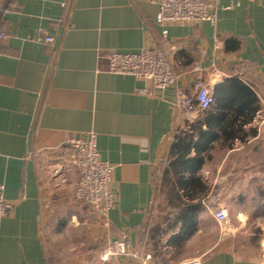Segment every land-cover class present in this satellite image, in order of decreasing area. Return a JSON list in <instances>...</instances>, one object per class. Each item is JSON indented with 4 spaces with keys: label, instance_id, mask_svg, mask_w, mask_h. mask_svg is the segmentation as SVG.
<instances>
[{
    "label": "crops",
    "instance_id": "1",
    "mask_svg": "<svg viewBox=\"0 0 264 264\" xmlns=\"http://www.w3.org/2000/svg\"><path fill=\"white\" fill-rule=\"evenodd\" d=\"M13 6L0 20V186L13 207L0 222V264H143L148 254L147 264L189 260L187 249L215 226L206 206L217 190L245 217L237 227L263 230L257 244L264 245V0H215L214 23L169 28L180 79L164 91L107 73L114 52L165 45L152 0H15ZM196 60L214 94H225L226 81L238 78L259 99L260 110L244 127L255 134L244 142L225 143L207 125L209 115L226 112L175 108L179 93L193 92ZM91 132L100 158L113 168L109 235L139 246L135 256L109 263L99 258L105 233L98 226L91 233L89 207L72 196L78 174L67 140ZM186 132L195 146L212 148L200 170L209 189L192 202L196 225L188 232L180 219L187 206L168 209L166 218L157 214L171 147ZM196 155L192 147L189 158ZM237 257L212 249L201 264H236Z\"/></svg>",
    "mask_w": 264,
    "mask_h": 264
},
{
    "label": "built area",
    "instance_id": "2",
    "mask_svg": "<svg viewBox=\"0 0 264 264\" xmlns=\"http://www.w3.org/2000/svg\"><path fill=\"white\" fill-rule=\"evenodd\" d=\"M15 0H0V20L13 10ZM159 7L156 23L162 28L161 37L165 42L162 48H147L135 53L114 52L109 57L107 73L113 75L132 76L146 80L155 89L169 90L175 88L180 79L176 64V48L169 41V28L201 26L205 22L215 21V0H152ZM5 39L0 30V42ZM39 41L50 43L51 35L39 34ZM191 72L194 75L192 93L181 92L177 96L176 109L187 114L195 111L210 110L214 104V87L206 80L205 70L200 60L193 63ZM146 92V91H145ZM67 145L71 151L70 163L78 174V182L73 190V198L85 203L100 220V230L107 239L99 252L102 262L109 263L112 259L135 256L131 252L139 249L137 244L124 236L111 239L110 211L115 207L116 198L111 189L112 166L100 158L96 147V134L90 133L88 138L70 137ZM210 215L222 229L229 222L227 208L213 204L207 207ZM13 210L10 203L3 197L0 186V222ZM148 254L143 264L151 260ZM180 264H201L200 258H193Z\"/></svg>",
    "mask_w": 264,
    "mask_h": 264
},
{
    "label": "trees",
    "instance_id": "3",
    "mask_svg": "<svg viewBox=\"0 0 264 264\" xmlns=\"http://www.w3.org/2000/svg\"><path fill=\"white\" fill-rule=\"evenodd\" d=\"M226 85L228 88L225 94L215 92L211 110L226 112L229 117L209 115L206 123L211 128L217 127L221 131L223 142L232 144L236 141L244 142L248 136L255 134L253 131L246 132L244 127L254 121L260 110L259 99L253 90L238 78L228 79ZM197 133L201 137L205 135L199 129ZM193 137V134L188 132L175 137L170 150L173 160L162 176L161 204L169 210L188 207L187 215H181L180 218L188 226L187 232L196 225L194 215L196 206L192 202L204 197L209 189L200 176V170L204 165V156H208L212 149L195 146ZM192 147L197 152L195 158H189Z\"/></svg>",
    "mask_w": 264,
    "mask_h": 264
},
{
    "label": "rangeland",
    "instance_id": "4",
    "mask_svg": "<svg viewBox=\"0 0 264 264\" xmlns=\"http://www.w3.org/2000/svg\"><path fill=\"white\" fill-rule=\"evenodd\" d=\"M159 190H160V193L157 199V208H158L157 214L159 215V217L163 218V216L165 217V216H168L169 214L167 213L168 209L161 204L162 203L161 194L163 192V185L160 186ZM223 194L225 193L222 192V190H219V191L217 190L214 194V198L212 199V202L208 204L206 207L213 205V204H219L227 208L229 212L228 224L224 227L222 231V229L217 225V223L211 216V218L214 220V223H215V226L213 227V230L215 228V233L214 234L211 233L213 230H212L211 224L208 223L209 225L207 227L206 232L204 230L205 233H203V236L198 237L196 241L187 249L188 250L187 253L189 255H192V256H189L190 258L188 259L189 260L192 258L202 259V257L206 255L212 249H216V250L220 249V250L229 251L232 254L237 255L238 257L235 258L236 264H243L249 259H251L252 257L258 258L257 264H264V245H262L261 243L257 244L258 240L260 241L261 237L263 236L262 235L263 230L256 229L255 227L251 228V225L249 227H243V228L237 227L236 225L245 221L246 219L245 217L241 216L242 212H240L241 211L240 208L233 207L229 203L228 198H226ZM230 205H231V209L228 207ZM89 210L91 212V215H89L90 220H91V223H93V226H92L93 231L91 230V233H92L95 231L97 226L99 228L100 220L92 212L90 208ZM256 221L258 220L256 219ZM110 231L111 230H109V232ZM216 236L219 238L218 247H216L218 244L215 245V243L217 242ZM213 247H216V248H213ZM185 261L187 260H183L181 262L175 261V262H171L170 264H180ZM155 264H165V262L162 261V259H160L156 261Z\"/></svg>",
    "mask_w": 264,
    "mask_h": 264
}]
</instances>
